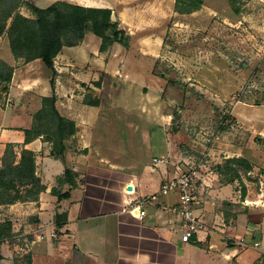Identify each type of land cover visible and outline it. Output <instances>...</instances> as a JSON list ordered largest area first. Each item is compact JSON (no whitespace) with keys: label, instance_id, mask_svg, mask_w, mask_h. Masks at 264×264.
<instances>
[{"label":"crops","instance_id":"crops-1","mask_svg":"<svg viewBox=\"0 0 264 264\" xmlns=\"http://www.w3.org/2000/svg\"><path fill=\"white\" fill-rule=\"evenodd\" d=\"M55 1L37 0V5L47 7ZM69 1L110 9L117 3ZM116 16L113 11L112 20ZM148 39H136L127 47L114 41L102 49V37L88 30L80 43L59 52L54 73L39 58L25 61L10 47L4 50L3 59L14 73L6 89H1L5 83L0 86L6 105L0 106V164L8 145L16 162L24 149L33 151L42 189L26 197L21 188L26 198L0 204V223H8L15 237L12 243L0 242V264H16L14 257L26 252H31L32 264L264 262V185L253 190L241 169L233 180L220 169L230 158L245 159L254 168L264 166V141H214L194 203L207 229L190 242L181 239L178 216L165 210L177 204V193L161 195L132 212L137 200L158 192L163 180L176 175L180 162L203 157L182 151L177 133L161 135L170 118L156 115L146 101L162 90L163 82L146 68L157 52ZM53 94L57 112L69 120L61 126L42 117L51 112L44 98ZM34 129L42 130L30 132L26 140V131ZM162 155L168 162L156 164L154 158ZM242 237L259 246L241 244Z\"/></svg>","mask_w":264,"mask_h":264},{"label":"rangeland","instance_id":"rangeland-1","mask_svg":"<svg viewBox=\"0 0 264 264\" xmlns=\"http://www.w3.org/2000/svg\"><path fill=\"white\" fill-rule=\"evenodd\" d=\"M115 1L111 11L117 15V28L127 35L128 46L149 38L147 44L157 47L155 59L146 68L163 79L162 90L146 101L156 115H169L167 130H161L163 137L177 133L182 151L209 160L216 139L226 144L264 141V0ZM34 6L39 7L37 0H20L17 10L35 18ZM113 30L106 32L109 40ZM6 47H10L7 32L0 35L2 60ZM3 98L0 106L5 109ZM54 120L52 113L44 118L47 123ZM236 159H227L221 167L224 176L232 180L241 169L253 190L262 188L264 166L254 168L245 159ZM5 224L0 223V235L6 231ZM14 260L16 264L33 261L31 252Z\"/></svg>","mask_w":264,"mask_h":264},{"label":"trees","instance_id":"trees-1","mask_svg":"<svg viewBox=\"0 0 264 264\" xmlns=\"http://www.w3.org/2000/svg\"><path fill=\"white\" fill-rule=\"evenodd\" d=\"M19 1L0 0V35L8 33L10 49L18 59L31 61L39 58L54 73V60L59 52L65 46L80 43L88 30L102 37V49L113 41L124 47L128 46L127 35L124 30L117 28L109 8L86 7L58 0L46 8L34 6L37 17L32 18L17 10ZM200 2L202 0H199ZM113 28L111 34L113 39L109 40L110 35L106 32ZM13 73L14 67L0 58V85L10 82ZM51 84L54 88V77L51 79ZM55 101V94L44 98V103L49 102L51 105L50 113L61 126L69 120L59 115L54 107ZM44 112L45 110H42L37 115L41 117ZM46 116L47 113H44L42 117ZM30 132L35 133L37 130H27L26 140L31 139ZM235 161L240 162L242 159L237 158ZM21 188L26 190V197H35L42 189L41 181L36 176L35 154L31 150L24 149L20 161L16 162V154L12 146L8 145L0 164V204L26 198L20 195ZM5 226L6 231L0 235V241L13 236L11 226L8 223Z\"/></svg>","mask_w":264,"mask_h":264},{"label":"built area","instance_id":"built-area-1","mask_svg":"<svg viewBox=\"0 0 264 264\" xmlns=\"http://www.w3.org/2000/svg\"><path fill=\"white\" fill-rule=\"evenodd\" d=\"M154 162L156 164L168 162V157L165 155L155 157ZM209 162L210 160L208 157H203L199 161H194L192 163L180 162L176 166V175L163 180L158 192L137 200V205L132 209V212L136 209L140 210L144 205L151 204L161 195H166L171 192L177 193V204L166 206L165 210H169L178 216L180 220V229L182 231L181 239L184 242H190L201 230L207 229L206 224L195 214L194 203L196 201V192L202 169ZM139 214L138 212V215ZM14 238V236L7 237L4 238L2 242L9 244L14 241ZM240 243L252 248H257L259 246V242H254L250 245L245 237L240 239Z\"/></svg>","mask_w":264,"mask_h":264}]
</instances>
